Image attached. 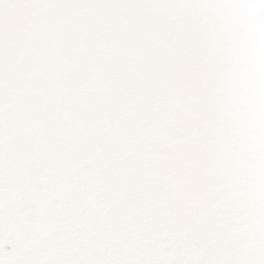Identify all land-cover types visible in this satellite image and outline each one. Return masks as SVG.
<instances>
[{
	"label": "snow or ice",
	"instance_id": "snow-or-ice-1",
	"mask_svg": "<svg viewBox=\"0 0 264 264\" xmlns=\"http://www.w3.org/2000/svg\"><path fill=\"white\" fill-rule=\"evenodd\" d=\"M0 264H264V0H0Z\"/></svg>",
	"mask_w": 264,
	"mask_h": 264
}]
</instances>
